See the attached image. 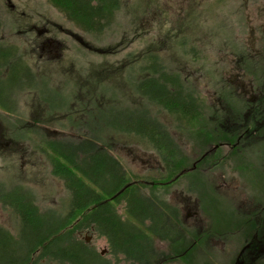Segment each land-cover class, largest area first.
Here are the masks:
<instances>
[{"label":"rangeland","instance_id":"obj_1","mask_svg":"<svg viewBox=\"0 0 264 264\" xmlns=\"http://www.w3.org/2000/svg\"><path fill=\"white\" fill-rule=\"evenodd\" d=\"M0 23L1 35L5 38V44L2 46H18L20 52L27 56L25 60L33 65L38 79L48 78V85L44 83L43 87L38 88L40 92H23V108L26 115L19 114V109L12 113L0 103V140L7 143L4 148H0V228L11 234L14 238L12 242L17 244L14 255L8 257L0 254V264H13L17 260H23L24 220L19 212L26 214V210L23 205L13 206L15 199L10 198L7 192L15 187L21 189V195L17 196L23 201L35 204L38 212L45 217L43 219H50L52 222L50 235L67 232L77 224L71 222L72 220L65 222L70 210L71 192L52 160L56 158L58 162H64V165L68 166L71 163L65 153L73 151L75 164L81 166L82 162L87 160L88 150L81 147L83 143L78 147V143L87 141L85 138L93 136L91 134L97 136L90 138L95 142V150L101 151V144L104 145L103 151L107 149L105 144L111 148L107 149L108 152L118 160L121 167L118 175L127 179H135L138 176L140 179L151 180V175L160 176L156 172L151 174V171L162 173L163 168L167 169L153 145L123 132L117 126H112L117 122L122 124L127 115L141 114L147 105L146 99L138 93L137 86L127 83L126 68L130 53L142 52L146 44L152 43L153 48L167 54L169 64L181 69L183 83L196 90L199 99L204 98L199 107L203 122L205 119L210 121L206 112L209 114L211 110L214 111L212 115L218 116L220 120L222 111L219 110H226V107L231 108L235 115H239L238 111L242 112L241 116L245 115L247 98H231L228 81L233 78L232 73L237 72L240 75L241 72L244 73V78L248 81L252 78L249 71H240L239 64L254 62L250 55L251 50L263 47L261 36H264V33L261 31L264 28V0H121L120 9L116 12L111 26H108L102 35H92L94 33L79 28L50 0H0ZM47 41L56 42L57 51L52 49L53 44H45L48 52L43 51L41 47ZM184 41L188 43L183 44ZM119 43L121 45L116 47ZM10 57H13V54H10ZM115 67L117 71H114ZM8 72L7 66L0 63V87L3 97H8L11 91ZM91 73V80L84 86L83 83L89 79ZM24 85L25 82L21 79L17 88L20 90ZM105 87L109 89V93H114L113 88L119 91L118 97H106L103 91ZM42 92L49 97L45 98ZM38 98H41V106ZM55 102L60 104L57 108L51 106ZM148 106L153 116L169 126L186 157H193L192 149L202 136L212 135L211 129L215 126L211 124L214 119H211L210 123H204L203 129L188 134L183 129L184 123L187 125L184 120L179 127L169 112L160 110L151 103L147 108ZM105 110L103 121L102 112ZM40 111L45 117L37 116ZM67 112L69 114H66ZM85 113L88 115L86 118ZM116 117L117 122L113 120ZM101 122L103 129L98 131ZM82 123L90 124L94 129L85 130L87 128L81 127L78 130L77 126H83ZM251 159L259 162L256 157L249 155L244 160L245 164L254 163ZM78 174L81 175L79 171ZM179 179L175 190L183 189L186 196H193L187 197L190 206H193L196 196L193 180L188 179V175ZM247 180L250 181L249 188L264 189V181L260 180L257 173L248 174ZM131 182L130 180L129 183ZM90 184L92 188H96L92 182ZM156 185L146 182L141 187L144 192L155 191L159 200L164 196L161 194V186ZM202 185L203 183L201 187ZM235 186H238L236 182L230 185ZM203 192L209 193L210 190ZM207 195L203 200L210 209L212 224L225 228L233 222L230 217V204L224 198L210 200ZM126 203L123 198L116 204L121 207L120 217L146 230L150 224L148 219L143 222L134 218L133 221L130 220ZM27 216L31 217L30 214ZM72 234L84 241L92 252L102 257L103 262H100L103 264H135L137 261H130L129 256L118 257L119 252L111 249L113 245H110V239L96 230L94 224H87ZM163 238L161 239L166 241L167 237ZM159 244L162 247L163 242ZM217 244L224 246V255L227 256L240 248L237 242ZM108 247L109 253L104 254ZM174 249L172 254L177 255L180 250L178 245ZM39 252L36 250L32 259H38ZM151 256L148 262L155 264ZM210 257L207 253L198 251L197 259L190 262V252H186L184 262L174 256L160 264H205L211 262ZM45 258L53 260L43 259L44 264H77L74 260L67 262L61 256L58 258L50 255ZM79 258L87 259L83 261L84 264H101L85 254Z\"/></svg>","mask_w":264,"mask_h":264},{"label":"trees","instance_id":"obj_2","mask_svg":"<svg viewBox=\"0 0 264 264\" xmlns=\"http://www.w3.org/2000/svg\"><path fill=\"white\" fill-rule=\"evenodd\" d=\"M50 2L66 13L69 19L79 26V28H82L85 32L94 33L92 35L104 34V30L108 26H111L110 24L113 22V18L121 6V0H50ZM1 32L0 30V63L6 65L8 68L11 91L8 97H3V91L0 87V103L6 110L12 113L17 112L18 109L24 112V103L21 100L25 94L23 92H29L28 90L34 91V93L40 92L41 90H38V88L44 83L48 85V78L38 79L36 70L25 60L27 56L24 52H20L18 46H2V44H5V38L2 37ZM186 43L188 41L183 42V44ZM45 44H53L52 48H56V42L54 41H47L43 46ZM120 45L121 43L116 45V47ZM145 46V50L142 52L130 53L129 55V62L126 68L127 83L137 86L138 93L146 99L147 105L151 103L160 110L169 112L174 116L173 120L177 122V126L179 127L181 126V121L184 120L187 125L184 123L185 128L183 129L188 134L195 133L199 127L204 125L199 111V105L203 104L204 98H200L199 100V93L183 83V74L177 66L174 67L169 64L170 59L167 54L153 48L152 43H148ZM111 47H108V49ZM10 54H13V57H10ZM115 70H118L117 67H115ZM93 73L83 83L84 86L91 80ZM21 79L24 80L25 85L19 90L17 84ZM115 83L116 85L118 84L117 81ZM103 91L106 97L117 98L119 95V91L114 88V93L112 91L109 93L107 87ZM42 93L44 97H49L44 92ZM20 95L22 96L20 97ZM147 105L145 109L140 107L144 109L141 114L135 116L127 115L122 124H117L116 117L113 120L117 123H114L112 126L115 128L117 126L123 132L131 134L149 145H153L162 159H166L169 164L173 162L175 166L173 167L174 171L172 174L177 175L182 170V157H180L178 145L179 140L171 133L172 131L167 124L165 125L162 120H159L150 113V108L149 106L147 108ZM102 113V120L105 121L106 110ZM258 117L260 116L258 115ZM217 126L220 129L217 135L215 134L218 141H220L222 136L230 142L237 141L238 134H222L220 122H217ZM91 135L93 136H86L87 138L85 139L87 141H80L78 143V147L83 143L84 145L81 147L88 150L87 160H84L81 166L75 164L73 151L65 153L68 162L71 163L68 166L64 165V162L61 164L56 158L52 160L57 172L71 192L70 210L65 218V222L72 220L71 222H76L77 224L69 228L67 232L50 235L49 229L52 222L50 219H43L45 217L38 212L35 204L23 201L17 196L21 195L20 192L22 190L15 187L9 192L6 191L10 198L15 199L12 202L13 206L15 204L23 205V209L26 210L24 212L26 214H21V211L19 212L22 220L25 221V223L23 221L22 229L25 240L23 260H17L13 264H44L42 260L47 259L45 257H50V255L57 256L58 258L61 256L67 262L74 260L77 264H84L83 261L85 259L79 258L82 254L90 256L97 263L103 262L102 257L92 252L84 241L72 234L75 230L82 229L87 224H94L96 230L101 234H105L110 239V245H113L111 249L114 248V252H116L117 247L125 246L127 249H130L129 252L147 253L145 237L141 235L136 226L130 225V222L121 220L120 215L113 208L116 207L117 203H120L121 199L125 198L127 201L126 207L140 219H152L155 217V221L157 220L156 222L159 224H162V220L159 215L152 214L150 209L148 210L150 207L146 203L145 197L134 194L142 190L141 185L144 183L137 179L138 176L135 179H127L120 174L119 176L118 172L120 173L121 167L118 165V160L108 152L107 149L110 147L106 144L107 149L103 152L95 150L93 147L95 142L93 143L91 139L97 136ZM185 162L186 165L190 164L186 158ZM78 171L81 175L78 174ZM99 177L102 180L98 179ZM130 180L132 181L131 183H129ZM90 182L96 188H92L93 186ZM24 196L26 195L24 194ZM27 196H29L28 193ZM29 214L31 217L27 216ZM0 230V254L5 256L14 255L17 245L14 241L12 242L14 238L8 232L2 231L1 228ZM142 242L144 244H141ZM36 250L40 252L39 258L35 260L32 259V255ZM51 259L47 260L52 261L53 259ZM78 259L80 260L77 261Z\"/></svg>","mask_w":264,"mask_h":264},{"label":"flooded vegetation","instance_id":"obj_3","mask_svg":"<svg viewBox=\"0 0 264 264\" xmlns=\"http://www.w3.org/2000/svg\"><path fill=\"white\" fill-rule=\"evenodd\" d=\"M261 33H264V28ZM262 39L263 47L256 48L257 50L252 49L251 54L249 53L255 61L247 64L240 62L239 64L240 71H249L252 78L248 81L244 78L246 76L244 73L241 72L240 75L237 72L236 74L232 73L231 76L233 78L228 81L231 98H247V104H245L246 116H241L242 112L238 110L235 111H238L237 113L239 115H235L234 111L228 107H226V110H221L222 116L220 120H218V116L214 117L212 115L213 110L209 114L206 112L209 115L208 119L210 121L205 119L204 123H210L211 119H214L211 124L215 126L211 129L212 135H205L199 139L192 149V158L186 157L179 147L180 157H182L181 172L173 175V167L175 165L173 162H171L172 165L166 159H163L167 169L163 168L162 173H158L156 170L151 171V174L156 172L160 176L151 175V180L138 178L142 183L147 182L150 184L151 182L153 186L155 184H157L156 186H161V194L164 197L162 199L159 198V200L157 199V193L155 191L144 192L141 190L134 194L145 197L146 203L150 207L148 210L150 209L152 214L159 215L163 223L160 224V227L159 223L156 222L157 220L155 221V217L148 219V223L150 224L146 230L138 228V224H130L136 226L141 232V235L145 237L147 253L129 252L130 249H127L125 246H119L116 250V252H119L118 257L129 256L130 261L132 259V262L137 260L134 262L135 264H147L151 263L148 262V259L152 253L151 257L154 258L155 264H160L174 256L184 262L186 260V252H190V256L192 257L190 258L191 262L197 259V252L200 251L211 256V262L205 264H264V189L257 190L251 187L249 188L250 181L247 180L248 174L257 173L260 180L264 181V142H257L264 141V36H261ZM41 48L43 51L48 52V47L42 45ZM52 49L57 51V48ZM31 66L33 67V65ZM141 97L143 96L141 95ZM40 99L39 106L42 105ZM59 105L58 102L51 104L55 108ZM19 114L26 115V111L19 112ZM66 114H69V112ZM37 116L40 118L45 117L41 111ZM87 116L85 113L84 118ZM40 118L39 120L41 121ZM217 122L221 124L223 133L220 132L222 134H238L237 141L230 142L224 136L218 141L215 136L220 130ZM81 125L83 126H77L78 130L81 127H84V129L87 128L85 130H89L90 128L94 129V127H90V124L86 125L82 123ZM98 127V131L103 129L102 122ZM198 129H203V127H199ZM4 145H7V143L0 140V148H4ZM101 147L102 150L100 152L103 151L104 145L101 144ZM249 155L256 157L259 162L251 159L254 163L246 165L244 160ZM185 158H190L188 159L190 164L186 165ZM183 175H188V179L193 180L196 186L194 192L196 196L194 197L193 206H190L187 200V197L193 196H186L185 190L183 189L175 190V184L178 185L179 178ZM232 182H236L238 186L230 187ZM202 183L203 185L201 187ZM240 187L241 189L239 190ZM206 189L210 190V192H203ZM206 195L210 200L220 198L227 200L230 204L232 223L225 228L216 227L212 224L213 220L210 209L203 200ZM160 201L162 204H160ZM152 205L155 206L153 207ZM120 208V206L113 208L118 215ZM126 211L130 220L132 218L142 222L143 220H147H142L137 215L132 214L127 207ZM121 220L123 219L121 218ZM162 236L164 238L167 237L166 241L161 239L163 238ZM229 241L232 244L237 242L240 248L234 254L227 256L224 255V246L217 243L225 244L226 242L229 243ZM160 242H163L162 247H160ZM176 245L180 249L177 255L172 254L175 251L174 247ZM218 247H222V249ZM105 253H109V247L106 248ZM214 253L216 254L215 257ZM139 259L140 261H138Z\"/></svg>","mask_w":264,"mask_h":264},{"label":"bare ground","instance_id":"obj_4","mask_svg":"<svg viewBox=\"0 0 264 264\" xmlns=\"http://www.w3.org/2000/svg\"><path fill=\"white\" fill-rule=\"evenodd\" d=\"M87 257H90V256H87ZM91 258V257H90ZM85 259V258H84ZM92 259V258H91ZM86 260V259H85Z\"/></svg>","mask_w":264,"mask_h":264}]
</instances>
